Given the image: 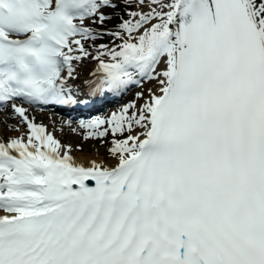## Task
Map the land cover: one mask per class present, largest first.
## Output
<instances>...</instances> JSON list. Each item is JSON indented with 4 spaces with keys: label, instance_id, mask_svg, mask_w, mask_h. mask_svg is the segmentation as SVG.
<instances>
[{
    "label": "snow or ice",
    "instance_id": "obj_1",
    "mask_svg": "<svg viewBox=\"0 0 264 264\" xmlns=\"http://www.w3.org/2000/svg\"><path fill=\"white\" fill-rule=\"evenodd\" d=\"M86 57L88 97L155 83L80 121L111 164L62 155L17 103H87ZM9 109L30 135L0 142V264H264V0H0Z\"/></svg>",
    "mask_w": 264,
    "mask_h": 264
},
{
    "label": "bare ground",
    "instance_id": "obj_2",
    "mask_svg": "<svg viewBox=\"0 0 264 264\" xmlns=\"http://www.w3.org/2000/svg\"><path fill=\"white\" fill-rule=\"evenodd\" d=\"M112 16L114 19V14ZM90 52H92L94 55L96 54L94 51H90ZM73 64L75 66V74L78 77L74 81V83H84V81L86 79L92 78L91 73L94 72L95 69L98 67V62L95 59H92L91 57H86L83 60L78 61V62L74 61ZM154 87H155L154 82H145L143 84V87H138V86L133 85L128 89V91L125 94L120 95V97L123 100L127 101L131 97V94L133 93V91H131V89H137L138 92L144 91L145 94H147V90L149 88H154ZM83 90H85V88H83ZM101 98H103V97H101ZM95 99H98V98H95ZM137 102L143 103L142 100H139ZM17 103L21 104L25 108L27 106H30L28 109L26 108L28 110L27 111L28 114L34 115V117L36 118L35 121L42 122V123H45L47 125V127H46V133L47 134H51L53 136V132L51 130H49L50 121L52 120L54 123H56L58 125L60 124L63 127L68 126L70 128L79 129V131L83 132L85 134V137H87V134H88L87 130L88 129L80 127V121H85V120H82L79 117L67 116V115L62 114V113H57L50 108L38 109L35 107V105H29V104H25L22 102H17ZM120 108H121V105L117 106L116 111H118ZM3 115L6 117L7 121L13 120L12 119L13 117L14 118L18 117V116L12 115L10 109L7 111H0V118ZM10 115L12 116V118H10ZM75 116H78V115H75ZM77 118L79 121L75 120ZM18 123L19 122L17 120L15 124H18ZM12 125L15 128V125L14 124H12ZM38 125H39V123H38ZM20 127L24 129L23 130L24 133L22 135H24V137L27 139L28 136L30 135L29 128L26 127L25 125H22V124L18 128H20ZM64 130L66 131L65 134L57 132L58 138H61V139H65L66 137L72 138L74 143L78 146L77 148L80 149V146L82 145L83 142H80V141L77 142L80 138V136H78L79 134H77L76 132H73V129L70 132H68L66 127L64 128ZM109 136L111 138H113L111 135H109ZM6 137H10V138L12 137V139H13V138H18V135L16 132L10 131L8 125H0V140L3 142H6V140H7ZM87 139H89V138H87ZM90 139H92V144L91 145H85L84 151L77 152L78 156L77 155L75 156V160L77 161V163H83L84 165H88L89 162L92 160H96L97 162L103 161V162H106L109 164L114 163V161L112 160V158L110 157V155L108 153V147L104 146L103 143L102 144L98 143L97 138H91L90 137ZM74 148L76 149V146ZM89 150H91L92 153L87 154V152ZM63 152L65 153L67 151L63 150ZM5 214H7V213L4 212L3 210H0V215H5Z\"/></svg>",
    "mask_w": 264,
    "mask_h": 264
},
{
    "label": "rangeland",
    "instance_id": "obj_3",
    "mask_svg": "<svg viewBox=\"0 0 264 264\" xmlns=\"http://www.w3.org/2000/svg\"><path fill=\"white\" fill-rule=\"evenodd\" d=\"M117 2H119V0H117ZM104 11H105V13L107 14V15H113L114 14V19H112V20H109V21H106L103 25H100V24H92L91 22H89V26L90 27H92V28H95V29H98L99 31H101V32H104V31H107V30H114L115 28H116V26L119 24V17L123 14L122 13V9L121 8H117V9H115V10H109V9H104ZM127 18V16H124V19H126ZM85 43V46L88 48V50L89 51H94L95 53H96V49L98 48V46L99 45H101V44H105V45H109V46H114V44H119V43H121V41L120 40H118V39H116V38H114V37H111V36H107V35H105V36H103L102 38H100V39H97V40H95V41H91V40H89V41H85L84 42ZM103 49H101V51H102ZM131 91H133V93L131 94V97L128 99V101L127 102H129V101H132V100H134L135 98H136V93H138V91H137V89H131ZM124 104H126V102H125V100H121V102H116L115 104H113V105H111L108 109H107V111H103L104 113H106V112H110V114L111 113H113V111H111L112 109L114 110V112H115V110H116V107L117 106H119V105H124ZM39 109V108H38ZM4 113V112H3ZM34 116V115H33ZM10 118H12V116H10ZM29 118H30V116H29ZM35 118V117H34ZM33 118V119H34ZM13 120H11V121H7L6 120V117L3 115V116H1V118H0V125H8V127H9V129H10V131H12V132H16L17 133V135H18V137H21V136H23L22 134L24 133L23 132V128H18L20 125H21V123H22V121H21V119L19 118V117H17V118H12ZM31 119V118H30ZM36 119V118H35ZM18 120V124H15L16 123V121ZM12 124H14L15 125V128H14V126L12 125ZM66 127V129H67V131L68 132H70L72 129H73V132H76L77 134H79L78 136H80V138H79V140L77 141V142H83L82 143V145L80 146V149H78L77 147V145L74 143V141H73V139L72 138H68V137H66L65 139H59V142H60V144H61V148L62 149H65V148H67V149H72L73 151H74V147L76 146V150H77V152H80V151H84V146L85 145H91L92 144V139H87L86 137H85V134L83 133V132H80L79 131V129H76V128H70V127H68V126H65ZM65 127H63L62 125H58V124H56V123H54L52 120L50 121V126H49V128L51 129V130H53V132H55L56 134H57V132H60V133H63V134H65V130H64V128ZM53 128V129H52ZM89 132V131H88ZM91 138H94V137H91ZM117 139H119V138H121V137H119V136H117L116 137ZM113 139V138H112ZM57 140V139H56ZM109 141H111V137L110 136H108L107 138H105L104 140H101V139H98V143H100V144H104V146H107L108 148L109 147H111V143H109ZM71 144H70V143ZM80 150V151H79ZM76 152V155L78 154ZM89 153H92V151L91 150H89L88 152H87V154H89ZM78 156V155H77Z\"/></svg>",
    "mask_w": 264,
    "mask_h": 264
}]
</instances>
